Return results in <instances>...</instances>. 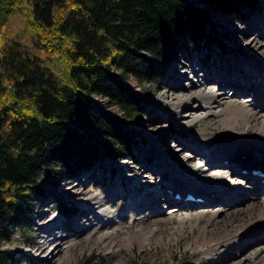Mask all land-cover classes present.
Returning <instances> with one entry per match:
<instances>
[{
  "label": "trees",
  "instance_id": "trees-1",
  "mask_svg": "<svg viewBox=\"0 0 264 264\" xmlns=\"http://www.w3.org/2000/svg\"><path fill=\"white\" fill-rule=\"evenodd\" d=\"M197 2L234 15L264 0ZM1 8L23 19L22 33L0 49V97L8 93L0 101V264H14L2 243L31 228L46 186L101 158L133 157L130 125L146 102L127 81L160 83L185 43L207 39L208 12L188 0H7ZM94 97L120 116L98 111Z\"/></svg>",
  "mask_w": 264,
  "mask_h": 264
},
{
  "label": "bare ground",
  "instance_id": "bare-ground-1",
  "mask_svg": "<svg viewBox=\"0 0 264 264\" xmlns=\"http://www.w3.org/2000/svg\"><path fill=\"white\" fill-rule=\"evenodd\" d=\"M254 26L235 27L229 31H224L225 35H220V39L224 41L231 57H229L230 60L225 57L224 61H220L215 67L208 70L207 68L204 71L200 69L201 73H206L207 78L204 79L203 77L202 79L197 71V68L202 66L196 64L198 60L188 61L187 66L184 65L178 73L174 74V80L177 81L175 82L176 86L171 83L157 97L158 100H161V113L177 114V126L181 128L187 129L195 121L203 117L209 119L211 116V119L207 120V126H220L222 129L229 131L227 147H222L220 150L212 140H208L207 143L200 145L201 149L184 142L187 144L186 146L182 144L183 141L179 140L171 142L173 143L172 147H175L171 149L168 143V135L166 136L163 132L164 128H162L161 138L151 140V145L159 147V149L156 150L153 161H150L153 175L160 168L166 173L165 179L162 182H157L160 186L157 184L154 190L149 191L148 186H144L146 183L142 185L144 183L143 177L140 178L130 173L132 171L129 172L130 174H124L123 172L128 171L127 165L119 164L118 168H120L119 166L124 168H120L122 175H115L114 181L118 184L113 188L111 196H118L115 197L117 199L119 193L123 192L128 194L129 199L121 210L122 212L117 214L116 222L112 221L110 207L93 208L102 201L101 199L104 197L102 191L90 193L88 196L86 194L82 201L78 200L80 207L88 209V212L90 211L93 216L97 217L95 225L100 228L104 227L97 237L98 240L108 239L112 241L115 230L120 228L115 223H121L127 219H129V225L126 226V231L122 237L125 241L123 242L125 249L132 248L133 243L146 244L155 229H159V233L154 237H159L166 225L182 229L187 227L189 231L194 230L197 232L195 241L190 247L203 250V255L207 256L209 254L208 256L212 260L209 264H228L223 262V259L228 257L227 250L231 251L233 248L232 250H235V252H232L235 255H237L236 253L241 255L239 252L243 251L244 245H247L246 242L243 245H238L243 241L242 236L244 234L264 231V183H261L262 178L258 176L249 177L253 181V184H251L253 187L243 184L236 185L232 183L233 180L231 181L230 178V175L234 174L237 176L235 178L240 179L242 173L239 168L249 166V170L255 169L264 173V18L258 19ZM233 60L234 62H231ZM227 74L229 75L228 82L225 81ZM238 80L241 81L237 83ZM208 81L212 85L207 84ZM220 82L235 85L228 92L230 95L225 92V89H227L224 86L225 83L219 84ZM244 82H246L244 88L239 86L240 84L243 85ZM175 87H178L180 91L174 92ZM247 93L249 99L241 100L240 97ZM212 138V136L209 137V139ZM179 142L182 147L178 146ZM102 159L98 160L94 167L99 169ZM116 160L118 159H107L105 161ZM220 160L227 161V163H219ZM212 165L215 166L211 168ZM209 171L211 172L208 173ZM132 176L136 178L134 180L129 179ZM144 179L148 180L150 177ZM123 181L126 182V188L123 186ZM249 187L253 188V193ZM170 190L181 193L183 197L186 194H195L196 197H202L204 200L203 202L177 200L168 193ZM248 190L250 193H248ZM65 194L71 196L74 193L67 192ZM261 194L262 197H260ZM253 196H257L256 199L260 201L262 200V205L252 204ZM159 197H161V200L168 202V207L174 208H167L166 211L158 209L159 213L153 216L158 214L162 216L163 213L166 216L152 222L154 223L153 227H156L152 229L148 225H142L145 218L139 217L138 207L156 210ZM205 197H208V199ZM219 197L222 202L218 200ZM245 201H248L246 207L249 205L255 207L251 211L240 209L235 214H233L235 211H231V215L228 217V205H237ZM173 211L181 214H174ZM70 215L69 212L66 214L69 217ZM60 218L61 221H59V216L54 215L48 221L42 222L41 220L38 222L45 233L48 232L49 251L54 253H57V250H62L57 247L59 244L56 243L60 234L59 226L61 222L63 223V215H60ZM55 220L57 221L54 223ZM109 220L112 221L111 223L114 226L110 229L106 227L110 224ZM87 225H89L88 221L86 222ZM80 228H83V226L81 225ZM156 239L158 240V238ZM245 239H247V242L252 240L251 237H245ZM157 240L155 241L158 242ZM240 247L242 249L239 251L238 248ZM250 247L253 249L250 251L251 253L249 252V256L243 257L244 255H242L239 257V261L245 260L246 264H261L264 261V247L261 246L257 249L253 245H250ZM42 258L53 259V255L46 254L40 257V261ZM45 262L48 264V261Z\"/></svg>",
  "mask_w": 264,
  "mask_h": 264
},
{
  "label": "rangeland",
  "instance_id": "rangeland-1",
  "mask_svg": "<svg viewBox=\"0 0 264 264\" xmlns=\"http://www.w3.org/2000/svg\"><path fill=\"white\" fill-rule=\"evenodd\" d=\"M6 1L7 0H0V49L2 44L8 40V36L14 34L15 37L17 33H22L21 30L23 19L18 18L19 14L10 10L11 14L9 15L1 8V3ZM188 2H191V5H193L195 8L208 12V22L205 26V31L208 33L207 39L204 41L205 38H203L200 42H198V45L185 43V46L181 48L179 55L163 70V73H161L160 83L145 82L140 84L134 79L127 81V85L131 88H134L140 95H142V98L144 99L143 101L146 102L142 117L136 123L130 125V128L134 130L137 135L135 138L136 146L133 149V157L130 156L128 158L121 159L117 158L118 160L111 162L105 161L107 159L103 158L99 164V169L92 167L93 170L89 174L81 173L73 180L62 178V180L58 182L57 185L53 186L50 184L49 186H46L44 189V196L38 198L32 207V214L30 217L31 228L25 233L15 230L12 234L10 242L2 243L4 249H9L14 253V264H47L45 261H48V264H209L212 261L208 256L209 254L207 256L203 255V250H200L196 247H190V245L195 241L197 232L194 230L189 231L187 227L182 229L176 227L172 228L166 225L163 227V231L159 237H154L159 233V229H155L152 231L154 233L149 236L148 242L146 244L140 245L133 243L132 248L125 249L123 243L125 241L122 237L126 231V226L129 225V219H127L128 222L127 220H124L121 223H115V225H118L120 228L115 230V234L112 236V241L108 239L98 240L97 237L104 227L100 228L99 226L95 225V220L97 217L93 216L90 211L88 212V209H84L78 204V200L82 201L86 194L88 196L90 193L102 191V194L105 198L103 197V199H101L102 201H100L99 204L93 208L110 207L112 210V221L116 222V217L118 218L117 214L122 212L121 210L124 208L126 202H128L129 199L128 194H124L123 192L119 193V198L117 199H115V197L118 196H111L113 188L118 184L114 181L115 175H122L120 168H124L123 166H119L120 168H118L119 164L127 165L126 168H128V171L123 172L124 174L127 175L130 171H132L130 173L139 176L140 178L143 177L144 183L142 185L146 183L144 186H148L147 188L149 191L154 190L157 184H159L157 182H162L166 176V173L161 168L153 175V168L150 166V161H153L156 150L159 149V147H153L151 145V140L161 138L162 128H164L163 132L166 134V136L168 135V143L171 149L175 148L172 147L173 143L171 142L179 140L183 141L182 144L189 143L191 145H195L194 147H200L202 143H207L206 141L208 140H212L220 150L222 147H227V137L229 135V131L222 129L220 126H207V120L211 119V116L209 119L208 117H203L202 119L195 121L189 125L187 129L181 128L177 126V114L161 113V100H158L157 97L161 94V91L163 92L164 89L166 90L168 88L167 86L171 83L173 85L175 84L176 86L175 82L177 81L174 80V74L178 73V71L181 70L184 65L187 66L188 61L198 60L196 64H201L202 66L199 65L200 67L197 68V71L201 75L202 79L203 77L205 79L206 73H201L200 69L204 71L205 68L208 70L212 67H215L220 61H224L225 57H228L227 59L230 60L229 57H231V53L228 52L226 46L224 45V41L220 39V35L224 34V31H229L232 28L239 26L252 25L255 27L254 24H256L258 19L264 18V2H262L255 9H242L234 15L223 14L220 11L209 9L207 5L198 3L197 0H188ZM60 15L61 14H57L58 17ZM22 39L28 47L31 46L30 42L25 39L24 34ZM37 48L38 46H36L35 49H31L34 51V53H36ZM231 62H234V60ZM63 71L64 67L62 69V73L64 74ZM57 73H59L62 79L65 80L62 73ZM218 73L220 75L219 71ZM228 74L226 76V82L229 80ZM239 81L241 80H238L237 83H239ZM221 83L225 82H220L219 84ZM207 84L212 85V83L209 81ZM224 86L227 87L225 92L229 94L228 92L235 85L225 83ZM239 86L244 88L246 86V82H244L243 85L240 84ZM173 90L174 92L180 91L178 87H175ZM7 99L8 93H3L0 97V101H5ZM240 99L248 100L249 94L247 93L241 96ZM92 100L98 111L108 115H113L115 117L120 116L116 107L111 106L108 101L98 97H94ZM210 136L213 138L209 139ZM185 145L187 146V144ZM178 146L182 147L180 142ZM220 162L222 163L224 161L220 160L219 163ZM142 167L145 168L141 169ZM210 172L211 171L208 173ZM100 175L103 176L100 177ZM148 176L150 179L145 180L144 178H147ZM230 176L231 181L233 180L232 183L236 185L243 184L241 179L235 178L237 177L236 175L232 174ZM135 178L136 177L132 176L129 179L134 180ZM125 184L126 182L123 181L124 188L127 187ZM249 189L253 193V188L249 187ZM67 192H73L74 194L68 196L65 194ZM248 193H250L249 190ZM170 194L172 198H174L176 193L173 190H170ZM178 194L182 195L181 193ZM153 195L154 194L152 193V196ZM249 196L252 198L251 195ZM192 197L194 199L199 198L196 197L195 194H193ZM220 197L218 200L222 202ZM256 197L257 196H253L254 199L251 203L260 205L262 200L260 201L259 199H256ZM260 197H262V194ZM205 198L208 199V197ZM200 199L202 201L204 200L202 197ZM247 202L248 201L241 202L237 205H228V217L231 215V211H235L233 214L237 213V211L240 209L244 211H251V209L255 206L249 205L246 207ZM157 203L158 206L156 210L138 207V210L140 211V214L138 212L139 217L142 216L146 219V221L145 219L142 221V225H148L152 227V229L156 228L153 227L154 223L152 222L166 216L165 213H163L162 216L161 214L153 216L154 214L159 213L158 209H163L166 211L167 208H174L171 206L168 207V202L161 200V197H159V201ZM62 208L68 209V212L71 214L70 217L66 216L68 212ZM179 213L176 211L174 212V214L177 215H179ZM54 215L59 216V221H61L60 215H63L64 218L63 223L61 222V225L59 226L60 234L56 241V243L59 244L57 247H60L62 250H57V253L49 251V242L47 241L49 240L47 237L48 232L45 233L44 229L38 224V222L41 220L42 222L48 221ZM56 221L57 220H55L54 223ZM87 221L89 224L87 225L88 228L86 226ZM112 221L109 220L108 222H110V224L106 226L109 229L114 227L111 223ZM81 225L83 228H80ZM242 237L243 241L238 245H243L246 242L248 247L247 245H244V249L247 248L246 250L248 251L244 249L242 251V248L240 247L238 250L241 251L237 252H239L241 255H238V253L235 255V250H232L233 248L231 251L227 250L226 254L228 257H225L223 262L228 264H232L233 262L235 264H246L245 260L239 261V257L242 255H244L243 257L249 256V252L253 249L250 247V245H253L256 249L261 246L264 247V231L253 233L250 232L249 234H244ZM245 237H251L252 240L247 242ZM156 238H158V240ZM49 253L50 255H53V259L42 258L40 261V257ZM261 264H264V261H262Z\"/></svg>",
  "mask_w": 264,
  "mask_h": 264
},
{
  "label": "water",
  "instance_id": "water-1",
  "mask_svg": "<svg viewBox=\"0 0 264 264\" xmlns=\"http://www.w3.org/2000/svg\"><path fill=\"white\" fill-rule=\"evenodd\" d=\"M189 4H191V2H188Z\"/></svg>",
  "mask_w": 264,
  "mask_h": 264
}]
</instances>
